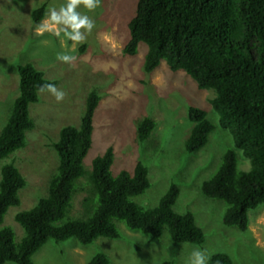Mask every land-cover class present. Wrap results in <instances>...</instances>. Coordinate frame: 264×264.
Segmentation results:
<instances>
[{
	"label": "rangeland",
	"instance_id": "obj_1",
	"mask_svg": "<svg viewBox=\"0 0 264 264\" xmlns=\"http://www.w3.org/2000/svg\"><path fill=\"white\" fill-rule=\"evenodd\" d=\"M137 1L101 0L99 8L87 13L95 27L83 43L73 47L62 33L56 37L49 31H37L49 6L58 7L64 0H0V130L17 94V65L32 63L66 93L58 103L47 91L38 92V100L28 106L34 126L25 132L24 146L0 159V172L4 165L13 164L25 180L18 190V204L8 208L0 229L8 226L13 242L21 240L24 232L15 215L29 210L47 195L48 181L58 163L53 143L62 127H78L86 95L95 90L100 99L92 120L91 146L82 159L84 173L75 181L65 217L56 224L89 216L96 202L88 182L92 160L110 147L112 176L122 171L131 173L136 162L147 168L150 186L131 200L144 209L152 208L174 183L179 191L173 210L180 214L191 212L204 241L200 245L174 242L165 228L159 238L150 240L114 220L118 238L98 237L86 245L75 238L49 240L32 255V262L86 264L101 253L109 264H162L165 260L187 264L190 253L199 248L209 257L225 253L232 264H264V204L247 211V228L240 231L223 224L225 204L205 197L200 189L229 148L236 153L237 170L248 171L251 167L249 159L234 147L230 132L219 126L218 115L210 104L213 91L199 89L182 70L170 71L164 60L153 71L145 72L147 47L143 43L138 44L132 56L122 53L129 39L127 24L134 16ZM41 4H45V12L35 23L30 14ZM78 10L86 11L82 7ZM62 51L76 59L70 64L58 61L56 53ZM189 107L202 108L214 124L205 145L194 153L184 149L192 127ZM145 117L152 119L155 126L139 143L137 123Z\"/></svg>",
	"mask_w": 264,
	"mask_h": 264
},
{
	"label": "trees",
	"instance_id": "obj_2",
	"mask_svg": "<svg viewBox=\"0 0 264 264\" xmlns=\"http://www.w3.org/2000/svg\"><path fill=\"white\" fill-rule=\"evenodd\" d=\"M44 12L45 4L33 9V22H39ZM127 28L129 39L122 53L132 56L139 43L145 44V72L153 71L164 60L170 71L182 70L199 89L213 91L210 104L218 115V124L230 132L234 147L249 159L251 167L237 170L236 153L229 148L200 189L205 197L225 204L224 225L245 231L247 211L264 204V0H138ZM16 68L17 94L0 130V159L24 146L25 132L34 126L28 106L38 100V86L56 84L30 62ZM99 99L95 90L89 91L78 127L59 130L53 143L58 163L48 181L47 195L15 215L24 232L18 243L13 242L8 226L0 229V264H34L32 255L49 240L75 238L86 245L98 237L118 238L114 220L150 240L159 238L165 228L174 242L203 243L204 234L193 214L176 213L172 208L179 191L174 183L152 208L144 209L131 200L149 188L147 168L136 162L131 173L122 171L112 176L110 147L92 160L88 182L96 202L89 216L56 224L65 217L75 181L84 173L82 159L91 146L92 120ZM188 119L192 127L184 149L194 153L205 145L214 124L198 107H189ZM154 126L152 119H141L136 128L137 142L146 140ZM24 185L23 176L13 164L1 168L0 224L8 208L18 204V190ZM89 198L92 196L85 199ZM86 264L109 261L97 253ZM162 264L174 263L165 260ZM208 264L232 261L225 253H215Z\"/></svg>",
	"mask_w": 264,
	"mask_h": 264
},
{
	"label": "clouds",
	"instance_id": "obj_3",
	"mask_svg": "<svg viewBox=\"0 0 264 264\" xmlns=\"http://www.w3.org/2000/svg\"><path fill=\"white\" fill-rule=\"evenodd\" d=\"M101 0H64L58 7L49 6L46 18L38 26L37 31L43 33L51 32L60 37L61 33L67 41L73 42V47L86 40V34H90L95 27L94 20L87 14L99 8ZM83 8L86 11L78 9ZM56 59L60 62L70 64L76 57L67 51L57 52ZM47 91L56 102H61L66 93L58 89L54 84H41L38 91ZM210 257L199 248H194L190 253L187 264H208Z\"/></svg>",
	"mask_w": 264,
	"mask_h": 264
}]
</instances>
